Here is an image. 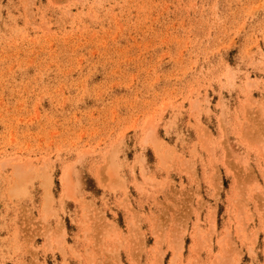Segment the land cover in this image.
<instances>
[{"label":"rangeland","instance_id":"374dc122","mask_svg":"<svg viewBox=\"0 0 264 264\" xmlns=\"http://www.w3.org/2000/svg\"><path fill=\"white\" fill-rule=\"evenodd\" d=\"M0 264H264V0H0Z\"/></svg>","mask_w":264,"mask_h":264}]
</instances>
